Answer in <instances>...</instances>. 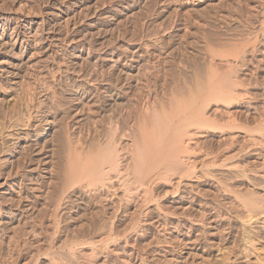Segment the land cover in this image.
I'll list each match as a JSON object with an SVG mask.
<instances>
[{
    "label": "bare ground",
    "instance_id": "bare-ground-1",
    "mask_svg": "<svg viewBox=\"0 0 264 264\" xmlns=\"http://www.w3.org/2000/svg\"><path fill=\"white\" fill-rule=\"evenodd\" d=\"M4 1L0 264H264V0Z\"/></svg>",
    "mask_w": 264,
    "mask_h": 264
},
{
    "label": "rangeland",
    "instance_id": "rangeland-1",
    "mask_svg": "<svg viewBox=\"0 0 264 264\" xmlns=\"http://www.w3.org/2000/svg\"><path fill=\"white\" fill-rule=\"evenodd\" d=\"M6 3H8L7 1H4L3 3H1L0 4V6H8V4H6ZM39 9H42L43 7V5L40 3L39 5ZM39 9H38V11H39ZM35 81V82H34ZM30 82H32V83H37V80H35V79H32ZM233 235V237H231L232 238V240H234V241H232V244H230V243H226V245L225 244H221L222 246H224V247H222V246H218L219 247V251H218V253H219V255H221L220 256V258L223 256V254L225 255L226 254V256H223L222 257V262H221V259H220V264H226L227 263V261H229V259L231 258V256L237 251V249H236V247H240V244H238V243H241L239 240H242L240 237H237L236 235H235V233H233L232 234ZM249 239H252V238H249ZM236 240V241H235ZM253 240V239H252ZM256 240L257 241H259L260 240V242H258V243H260L259 245H257L258 243L256 242ZM253 241H255V244H256V246L258 247V248H263L264 247V239H261V238H254V240ZM235 243V244H234ZM263 243V244H262ZM237 245V246H236ZM262 245H263V247H262ZM231 247V248H230ZM220 248H222V249H220ZM223 248H225V249H227V250H225V249H223ZM176 249H178V250H176ZM175 250H176V252L177 253H180V252H182V250H183V248L181 247H179V248H176ZM239 249V248H238ZM216 250H217V248H216ZM220 250H222V251H220ZM224 250H225V253H220V252H224ZM235 250V251H234ZM180 251V252H179ZM232 251H234V252H232ZM229 253V254H228ZM0 254H1V256H3V254L0 252ZM229 258V259H228ZM224 261H225V263H224Z\"/></svg>",
    "mask_w": 264,
    "mask_h": 264
}]
</instances>
